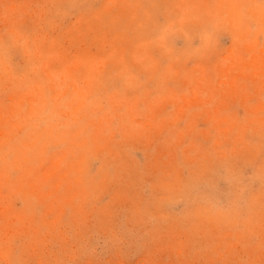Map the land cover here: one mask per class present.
<instances>
[{
    "label": "rangeland",
    "instance_id": "374dc122",
    "mask_svg": "<svg viewBox=\"0 0 264 264\" xmlns=\"http://www.w3.org/2000/svg\"><path fill=\"white\" fill-rule=\"evenodd\" d=\"M0 264H264V0H0Z\"/></svg>",
    "mask_w": 264,
    "mask_h": 264
}]
</instances>
